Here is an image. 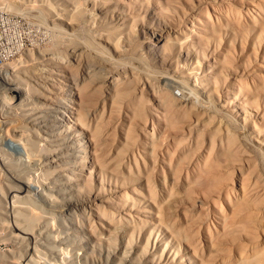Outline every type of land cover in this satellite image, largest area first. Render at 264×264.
I'll list each match as a JSON object with an SVG mask.
<instances>
[{
  "label": "bare ground",
  "instance_id": "1",
  "mask_svg": "<svg viewBox=\"0 0 264 264\" xmlns=\"http://www.w3.org/2000/svg\"><path fill=\"white\" fill-rule=\"evenodd\" d=\"M6 1L0 0V11L22 16L23 7H38L55 38L76 46L60 57L40 45L18 47L8 74L0 72V166L11 179L0 185V228L10 241L32 242L18 256L0 253V264H215L196 240L210 247L212 236L250 231L258 221L252 209L264 202L251 183L248 188L247 176V184L241 177L227 185L223 178L238 144L217 150L212 134L207 145L189 147L183 139L200 112L217 115V97L218 105L229 104L223 116L243 123L241 131H253L248 118L259 121L253 152L264 155V0ZM145 16L157 23L150 40L158 60L169 67L177 56L189 62L162 76L163 89L148 85L151 99L125 72L102 77L100 94L88 92L79 81L78 54L89 50L79 41L82 31L109 28L110 35L97 33L99 52L110 53L109 44L112 60L125 53L140 60L129 34ZM189 78L197 88L189 87ZM172 89L181 98L166 93ZM38 97L44 112H29L26 106ZM195 105L200 112L190 115ZM184 208L206 209L212 219L188 224L199 236L178 254L188 235L173 216ZM232 244L238 252L230 257L226 247L222 264H264L263 248L248 254Z\"/></svg>",
  "mask_w": 264,
  "mask_h": 264
},
{
  "label": "rangeland",
  "instance_id": "2",
  "mask_svg": "<svg viewBox=\"0 0 264 264\" xmlns=\"http://www.w3.org/2000/svg\"><path fill=\"white\" fill-rule=\"evenodd\" d=\"M12 2L21 4V0H19V1L7 0L6 1V3H8V4H10ZM22 10L24 13H26V15L24 14V16H22L21 14H15L12 12L10 14L24 18L26 21H28L29 24L36 26L45 32V35H46L45 41L40 46H41V49L42 48L44 50L46 49L45 50L46 54L51 53V55L54 54L53 56H55V57H60V56L64 55V53H63L64 49H67V48L71 49V48L76 46V44L73 43L70 45V43H68V42H65L63 44L59 37L57 39L55 38V37H57L58 32H55V31H53L54 33L52 32V30H51L52 26H51L50 22H48L46 20V18L40 12L38 7L36 8V6L28 5L25 8L23 7ZM44 19H45V21H43ZM147 20L148 19L146 18V16H145V19L138 20L136 22V26L132 29L131 33L129 34L130 35L129 36L130 41H132L134 44L133 47L135 50V54L137 56H141L140 60H136L135 57H133V59H132L131 57H129L130 56L129 53H125L122 56H120L119 58H117L121 61L112 60L110 58L111 46L109 44H105V45H107L108 49H110V53L108 52V50H107V52H99L100 48H98L95 44V43L100 42V39L98 38V34L102 33L105 35H110L113 31H110V33H107L106 31L110 30L109 28L94 27V28H90V29L85 28L84 31H82L81 39H79V41H80V43L82 42L81 44H85L84 46L88 47V49H89L88 53L82 52V53L78 54L80 56L79 57L80 61H81L80 63L83 66L82 72H81V77L79 79L82 87H84L88 92L91 91L93 93L100 94L101 92H103V89L105 87L104 83L102 82V77L107 76V75H115L116 73L121 74L122 72L123 73L125 72L128 76L134 74V77H136V81H137L138 86L140 88L143 87L142 89H140V92L142 93L141 96H143V98L144 97L145 98L148 97L150 99L152 98V96L147 92V90L149 89L148 85H150L154 89H159V90H161V88L163 89L162 76L165 75L166 73H170L171 75L174 73V75H175V71H173L175 65L177 63L179 65H182L184 62H189V59L186 56H177L172 60L171 64L172 65L174 64L172 67L167 66L168 64L166 65V63L164 61L161 62L160 60H158L157 55L153 52V49L151 47V40H150L151 39L150 31L155 32L156 30H158L157 29L158 28L157 23L147 22ZM95 29L97 30V32H95ZM249 30H252V29H249ZM59 35H60V33H59ZM90 43L91 44L93 43V44L91 45ZM128 43L129 42H126V44H128ZM50 48L52 49V52L50 51L51 50ZM48 49H50V50H48ZM48 56H50V54H48ZM253 61L254 60L252 58L249 62L251 63ZM179 69H180V66H179ZM131 73H133V74H131ZM260 73H261L262 77L264 78V72H260ZM187 84L191 88L192 87L193 88L198 87L197 85H195V86L193 85V84H195V81L193 80V78H189ZM38 90L43 91L42 88H38ZM171 91L172 92H169V91L168 92L165 91V92L169 93V94L172 93L174 95V97H176V98H181L182 95H181V92L179 90L172 89ZM6 96L10 97L13 101L20 100V98L17 97V93L16 94L8 93V94H6ZM40 98L38 97V99L37 98L34 99L30 103L31 105L29 104L26 106V109H29L28 110L29 112H31V110H33L35 112L39 111L37 113L42 114L44 112L43 111L44 110V100H43V98H41V99ZM39 100L41 101L42 104H39L40 103ZM213 101H214V104L216 105V109L219 111L217 113V115H215V116L214 115L212 116V113L207 111V110H203V111L201 110L202 112H200L198 105H195L196 107L192 106V107H194L193 108L194 110L192 109V107L190 108L192 111L190 109L188 110V112L190 111L189 112L190 115L192 113H195V112L197 114L198 110H199V112L201 113V116L198 115L199 113L197 114L198 117L195 114L196 117L198 118L199 123L196 124V126H194L195 128L193 127V129H192L194 134L192 132V134H190V135L187 134V137L182 136V137H184L183 140H188V141H186V142L184 141V142L187 143L186 145H189V147L191 144L195 145V143H197V142H198V145H207L208 142L211 141V139L213 140V138H215L214 139L215 143L213 140V143H214L213 145H215V148L217 150H222L224 147H227L229 143L234 144V145L238 144L239 145V147H238L239 151L234 153V155H231L230 161H228V163H227V167L224 171V174H222L223 178H225L227 185H231L230 183L233 182V180H234V182H237V180L241 177H242V179H245V181H246L245 176H247V179H248V185L247 186L249 188V185H250L249 183H251L250 186L252 188L250 187V189L251 190L254 189L255 191L254 190H252V191L255 192V194L257 196L253 195L252 191L250 190V192L252 193L251 195L256 196L257 199H259V200L261 199L264 202V155L263 156L255 155L253 152L255 147H257V143L255 142V139H257L259 136H261L259 134H255V132L257 133L258 129H260L259 121H257V119L253 120V117L248 118L247 119L248 127L252 128L253 131H248V133H245L244 131H241V129H240L241 125L243 124L241 121L237 120L235 117L233 118L232 116L230 118L223 116L226 113H230V111L229 112L224 111V108L227 107V105H229V104L224 103V106L218 105L219 101H218L217 97H214ZM34 103H35V105H33ZM33 106H36L35 107L36 110H34ZM41 106H43V107L41 108ZM210 111H212V110H210ZM209 115H211L213 118L210 119ZM29 117H32V115H29ZM200 120H201V122H200ZM231 120H232V122H231ZM253 121H255V123ZM227 129H229L230 132L228 130V133H227ZM1 132L2 131L0 128V133ZM209 134H212L215 137L212 138L211 136H209ZM194 135L197 136L198 138L195 137ZM189 136H191L192 138ZM193 137L195 139H193ZM209 137L211 139H209ZM199 143H201V144H199ZM78 148H80V147L78 146ZM5 169L2 168V166H0V185L1 186L4 184V182L11 184V182L7 181V178L9 179V177H8V174L5 171ZM9 180H11V179H9ZM91 180H92V177H91ZM225 180H224V183H225ZM245 183L247 184V181ZM237 192L238 193H236V194H239V190ZM190 197L192 198L193 196L190 195ZM230 197H232V196H230ZM239 197H240V195H239ZM20 204L23 205L24 203H20ZM186 205H188V204L186 203ZM189 209H188V211H186L185 208L183 209L187 212V215H186V212L181 209V210H176L174 212L175 215L173 216L174 221L176 220L175 222L177 223V226L181 227V229H183L186 232V234L188 235V239L179 242L178 254H182L185 249L187 250L192 246L191 237L196 238L199 236V235L196 236V234H195L197 232L196 227H191V228H196V229H193V233L195 232L194 233L195 236L193 237L190 234L188 224H191V222L193 220L194 222L191 224V225H193L196 223L197 219H199L200 217H201L200 219H205V218L207 219L211 215V214L209 215V213L207 211L205 212L206 209L201 210V209L196 208L193 210L190 209L191 211ZM194 210H196V211H194ZM199 210H200V212L203 211L204 214L207 213L206 215H208V216H205V215L203 216L202 215L203 213L202 214L199 213ZM252 211L255 212V215H256L258 221L254 225V227L250 228V231H247V230L244 231V229L239 231L240 230L239 229L238 232H235L234 234H230V235H228V237H226V235L225 236L219 235L218 233H220V231L218 230L219 232L217 234L219 236L216 233L214 234V232H213V235H217V236H212V238L210 239V245H211L210 247L204 246L203 243L199 239L196 240V242H197L196 247L198 248V250L200 252H202L207 258L212 259L213 262L215 261V264H216V262H217V264H220V263L222 264V260H223L222 258L223 257L226 258L225 256H227V255H228L227 257L229 258L230 251L231 252L233 251L230 254V257L233 254L236 255L235 252H238V249L236 247H234V245L232 244V241L235 242V244L239 243L242 245L243 253L249 254L252 251V249H262V248L264 249V236H263V232H264V204H263V206L256 208V210L252 209ZM182 212H184V214ZM198 213L201 214V216H199ZM183 215L185 217L187 216L186 220L184 219L185 217ZM197 217H199V218H197ZM194 218H196V219H194ZM210 219H212V218L210 217ZM42 220H44V219H42ZM209 226L211 227L210 224H209ZM209 230L213 231L212 227ZM1 231L2 230L0 228V237H1L0 241H1V243L4 244V246L1 247L0 253L6 252V254L8 256H10L9 254L12 252L14 253V251H15V255H17L16 254L17 251L21 252V253L24 252L23 250H21V249H25V248H23L24 247L23 245H27L26 243L29 244L27 246L32 245L31 241H30V243H29V241H27V242L25 241V243H24V242H21L17 239H11V241H10V239H8V236L4 235V233L7 232V229L4 230L5 232H1ZM197 234H199V233H197ZM78 235L80 236L79 239H84V234L82 232L79 231ZM90 239H92V238H90ZM226 247L230 251L229 250L225 251ZM222 249H223V251H222ZM224 251L229 252V253H223ZM168 261L171 262V260H168Z\"/></svg>",
  "mask_w": 264,
  "mask_h": 264
},
{
  "label": "built area",
  "instance_id": "3",
  "mask_svg": "<svg viewBox=\"0 0 264 264\" xmlns=\"http://www.w3.org/2000/svg\"><path fill=\"white\" fill-rule=\"evenodd\" d=\"M45 37L42 29L24 18L0 11V72L8 74V65L18 55V47L41 45ZM2 246L4 244L0 241V249Z\"/></svg>",
  "mask_w": 264,
  "mask_h": 264
}]
</instances>
